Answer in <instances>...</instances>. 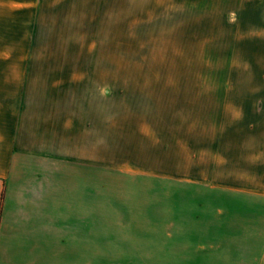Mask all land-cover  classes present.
Here are the masks:
<instances>
[{"label": "crops", "instance_id": "obj_1", "mask_svg": "<svg viewBox=\"0 0 264 264\" xmlns=\"http://www.w3.org/2000/svg\"><path fill=\"white\" fill-rule=\"evenodd\" d=\"M111 1L125 5L121 9L214 12L228 26L241 20L238 12L264 10V0ZM77 4L104 10V0H0V264H93L98 241L104 250H125L123 236L140 235V230L94 229V206L102 200L108 219L109 206L114 207L109 200L122 204L142 186L164 188V216L170 219L173 187L192 192L183 197L197 205L196 215L181 209V217L188 219L200 217L199 204L205 201L200 191L212 189L213 203L220 202L221 192L228 193L230 206L235 200L244 208L229 210L230 217L243 220L229 235L243 237L223 243L214 239L211 245L166 241L148 255L133 246L138 252L133 261L264 264V93L256 105L239 100L243 109L238 120L227 117L229 126L221 111L225 85L218 84L211 96L216 109L198 115L196 105V116H184L175 129L159 126L172 119L155 114L154 96L134 93L131 107L117 106V161H106L104 145L114 119L104 110V68L78 66L77 54L69 49H37L45 41L40 38L45 11L74 10ZM188 90L186 84L164 89L157 99L189 104ZM205 97L210 98L197 94L196 103ZM141 98L148 104L141 105ZM252 106L259 108L254 110L259 130L247 126ZM213 227L216 234L219 228ZM202 233L189 225L167 226L162 232L171 237Z\"/></svg>", "mask_w": 264, "mask_h": 264}, {"label": "rangeland", "instance_id": "obj_2", "mask_svg": "<svg viewBox=\"0 0 264 264\" xmlns=\"http://www.w3.org/2000/svg\"><path fill=\"white\" fill-rule=\"evenodd\" d=\"M76 6L78 9L69 11H45L41 22L45 32L40 35L45 41L38 44L37 49H69L77 54L78 66L104 68V110L114 119V123L108 125V145H104L106 161H117V106L131 107L134 93L142 97L154 96L152 106L157 112L155 114L172 119L170 123L160 122L162 128L167 125L175 129L184 116L191 120L196 116L192 110L196 105L200 110L198 115L210 114L213 108L216 109V100L211 96L218 84L225 85L226 91H222L225 102L221 111L223 122L229 126L232 125L227 117L231 116L230 121H236L243 109L239 100L259 104L264 93V10L238 12L241 20L236 26H228L219 22L214 12L121 9L119 7L125 5L111 0H104V10L79 9L81 5ZM182 84L188 85L189 104L180 101L160 104L158 92L181 88ZM198 88L206 90L200 92ZM202 93L210 98L205 97L197 104L195 96ZM146 104L141 98V105ZM247 109L251 111L247 126L259 130V113H254L259 108L252 106ZM144 148L141 152H148ZM183 189L173 187L176 203H173L172 219L164 216L163 187L142 186L122 204L109 200L114 207L109 206L108 219H104V206L100 200L94 206V229L124 226L140 230L141 234L124 235L127 244L123 251L104 250V243L98 241L94 244L93 264H148L132 260L138 253L133 246L140 247V252L148 255L150 248L166 241L177 243L183 239L211 245L214 239L223 243L230 238L239 241L243 237L229 235L230 228L235 232L234 228L243 222L236 215L230 217L229 210H243V204L234 200L230 206L229 194L224 192L220 194V202L213 203V191L206 188L204 193H198L205 200L199 204V219L183 218L181 209L192 211L194 215L197 211L196 204L184 202L183 196L192 192L187 193ZM218 209L221 210V218L217 217ZM171 225L198 226L204 233L199 236L175 234L172 237L162 234L165 227ZM213 226L219 228L216 234Z\"/></svg>", "mask_w": 264, "mask_h": 264}]
</instances>
